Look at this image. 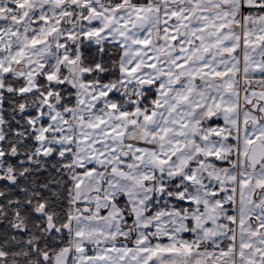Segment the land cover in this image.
<instances>
[{
    "label": "snow or ice",
    "instance_id": "snow-or-ice-1",
    "mask_svg": "<svg viewBox=\"0 0 264 264\" xmlns=\"http://www.w3.org/2000/svg\"><path fill=\"white\" fill-rule=\"evenodd\" d=\"M0 264H264V0H0Z\"/></svg>",
    "mask_w": 264,
    "mask_h": 264
}]
</instances>
